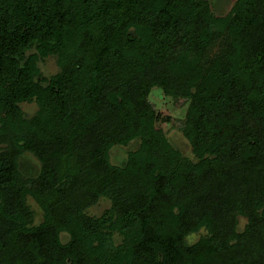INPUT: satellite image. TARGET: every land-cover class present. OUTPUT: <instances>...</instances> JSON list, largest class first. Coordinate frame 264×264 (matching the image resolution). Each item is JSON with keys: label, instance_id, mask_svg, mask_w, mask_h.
I'll list each match as a JSON object with an SVG mask.
<instances>
[{"label": "trees", "instance_id": "trees-1", "mask_svg": "<svg viewBox=\"0 0 264 264\" xmlns=\"http://www.w3.org/2000/svg\"><path fill=\"white\" fill-rule=\"evenodd\" d=\"M0 264H264V0H0Z\"/></svg>", "mask_w": 264, "mask_h": 264}, {"label": "rangeland", "instance_id": "rangeland-1", "mask_svg": "<svg viewBox=\"0 0 264 264\" xmlns=\"http://www.w3.org/2000/svg\"><path fill=\"white\" fill-rule=\"evenodd\" d=\"M235 0H208L211 11L216 16H225L233 5ZM41 74L49 78L51 75L57 72L56 64L52 58H46L38 64ZM150 100L156 104L157 112L162 117H169L170 121H161L158 127L165 134L168 142L177 149L181 155L192 161L197 160V156L194 153L188 139L180 131V124L184 117V106H179V102L176 103L170 99H166L159 90H153L150 94ZM23 113L28 116L34 115L37 111V105L33 103H23L20 105ZM138 140L131 141L125 146H115L110 151V162L114 166H121L125 163L128 153L133 152L138 148ZM25 161L30 162L32 166H37V162L32 157L23 158ZM27 203L34 216V223L38 224L42 221V212L33 199L28 198ZM109 207V202L105 198L99 199L98 203L87 210V214L90 216H99L105 209ZM245 224L244 219L239 220V229H242ZM204 234L203 230L198 233L192 234L187 237L189 243H194L198 240L199 236ZM64 235V234H63ZM62 235V240L65 242L66 236Z\"/></svg>", "mask_w": 264, "mask_h": 264}]
</instances>
